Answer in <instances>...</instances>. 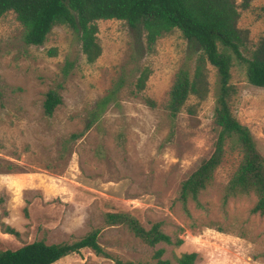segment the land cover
Returning a JSON list of instances; mask_svg holds the SVG:
<instances>
[{
  "label": "rangeland",
  "instance_id": "obj_1",
  "mask_svg": "<svg viewBox=\"0 0 264 264\" xmlns=\"http://www.w3.org/2000/svg\"><path fill=\"white\" fill-rule=\"evenodd\" d=\"M236 1L246 34L242 53L249 56L264 36V0ZM20 22L14 10L0 15L1 250L40 238L72 242L98 227L109 256L83 247L52 264H153L161 246V257L171 264L183 251L197 253L194 264H264V216L250 212L255 194L223 201L240 148L227 142L222 162L198 195L201 206L188 200L186 208L178 197L181 181L213 150L218 86L217 68L207 63V96L191 94L176 116L169 114L178 70L195 69L179 28L159 35L151 50L138 51L124 19L101 18L102 50L88 62L71 27L54 24L43 43L29 44ZM232 64L230 109L248 125L264 156V87L248 80L246 64L235 58ZM146 67L150 74L138 91ZM121 76L116 102L86 127L96 101ZM52 88L62 102L47 115L42 103ZM117 209L132 211L146 227L162 221V229L182 243L148 245L125 225L105 221L106 211ZM3 224L18 235L3 231Z\"/></svg>",
  "mask_w": 264,
  "mask_h": 264
},
{
  "label": "trees",
  "instance_id": "obj_2",
  "mask_svg": "<svg viewBox=\"0 0 264 264\" xmlns=\"http://www.w3.org/2000/svg\"><path fill=\"white\" fill-rule=\"evenodd\" d=\"M8 10L16 12L23 25V40L29 44L43 43L54 24L71 27L88 62L94 61L102 50L97 39L98 20L101 18L124 19L133 32L134 46L138 51L151 50L159 35L172 27L179 28L187 40L188 56L195 58V69L193 73L186 66L178 70L167 102L169 114L176 116L191 94L199 99L207 96V63L217 68L218 86L213 112L217 125L213 150L181 181L178 197L186 208L188 200L202 205L198 195L222 162L229 141L232 146L240 148L243 155L225 184L223 201L231 196L253 192L256 199L250 212L264 216V156L254 134L232 113L228 102L234 91L231 83L233 58L246 64L251 83L264 87V36L258 39L249 56L242 53L246 34L238 25L241 11L236 0H0V15ZM63 69L65 74L69 73L68 65ZM149 74L148 67L140 73L136 82L138 91L145 87ZM122 86L123 76L96 101L86 127L100 117L109 103L116 102ZM61 102L58 91L49 89L42 103L44 113L51 115ZM105 221L125 225L134 236L151 246L161 241L176 244L183 241L181 237L173 239L170 233L163 230L160 220L146 227L132 211H106ZM3 225V231L18 235L17 229ZM99 232L100 228L94 227L72 242L50 243L40 238L16 248L0 249V264H52L83 247L109 256L98 241ZM164 250L162 246L155 249L153 264H171L169 258L161 257ZM196 257V252L183 251L176 256L175 264H194Z\"/></svg>",
  "mask_w": 264,
  "mask_h": 264
}]
</instances>
